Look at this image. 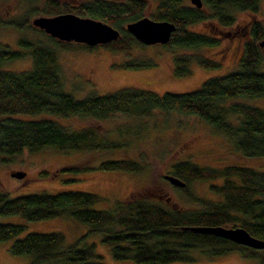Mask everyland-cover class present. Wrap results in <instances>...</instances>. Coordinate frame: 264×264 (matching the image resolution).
Returning <instances> with one entry per match:
<instances>
[{
	"label": "trees",
	"instance_id": "16d2710c",
	"mask_svg": "<svg viewBox=\"0 0 264 264\" xmlns=\"http://www.w3.org/2000/svg\"><path fill=\"white\" fill-rule=\"evenodd\" d=\"M201 1L202 6L197 8L189 0H88L75 7L45 0L43 9L37 12L38 15L74 12L105 21L119 30V36L97 45L122 53L144 45L124 26L149 9L150 18L168 20L176 26L169 40L162 44L171 52V69L176 76L190 74L192 62L208 68L220 65V59L190 53L189 49L218 45L221 38H231L237 32L246 38L236 58V69L207 77L191 91L160 94L125 86L101 94L91 91L76 98L63 90L58 50L73 45L90 49L96 45L66 42L50 36L29 19L30 12H36L34 8L26 10L20 19L0 17V26H10L19 32L18 47L11 48L0 42V153L13 155L24 148L35 151L46 146L112 152L132 141L128 135L135 128L127 126L99 132L93 125L73 127L59 119L77 115L101 120L115 113L143 117L157 110L195 115L222 133L233 150L244 158L264 157V108L244 100L264 98V49L258 40L264 38V22L252 18L247 26L238 29L234 15L235 10L255 14L261 0ZM196 22H208L214 33L190 29V24ZM175 49L183 51L175 52ZM28 55L30 68L21 71L4 68L6 63ZM124 65L149 66L154 62L148 59ZM41 113L56 118L25 116ZM141 125L136 132L146 130V126ZM142 167L137 159L114 157L104 158L96 166L72 163L62 169L137 173ZM167 173L185 182L180 188L200 204L199 208H180L170 204L169 197L159 194L148 197L134 189L108 208L98 207L103 196L81 190L39 191L14 197L0 192V215L15 214L27 220L65 216L88 227L84 234L67 243L63 233L58 231L23 233L21 223L0 222V241L15 237L9 250L15 255H29L28 264H106L95 250V242L87 240L92 234L109 245L113 258L137 264L194 262L200 257L213 259L231 251L264 264V248L255 249L187 228L241 226L264 240V169L248 164L202 166L185 158L173 162ZM161 179L168 181L163 176ZM194 179L214 181L209 187L218 198L204 199L187 191L188 182Z\"/></svg>",
	"mask_w": 264,
	"mask_h": 264
},
{
	"label": "rangeland",
	"instance_id": "374dc122",
	"mask_svg": "<svg viewBox=\"0 0 264 264\" xmlns=\"http://www.w3.org/2000/svg\"><path fill=\"white\" fill-rule=\"evenodd\" d=\"M60 5L75 7L88 0H55ZM45 0H0L1 19H20L28 9L29 19L37 16L44 7ZM145 11L144 15H149ZM40 14H42L40 12ZM236 28L242 29L250 20L264 22V0L259 3L255 14L235 10ZM190 29L201 33H214L208 22L190 24ZM19 32L10 26H0V42L11 48L18 47ZM234 34L231 38H221L218 45L202 46L189 49L190 53L212 56L220 59V65L214 68L202 67L195 62L190 64L191 73L176 76L171 69V52L161 43L134 46L127 52H112L101 45L85 48L73 45L58 50V63L62 74V87L76 98H82L94 91L98 94L115 91L118 88L132 86L155 93L185 92L196 89L207 77L221 76L237 68V56L242 49L245 37ZM259 41L264 38L258 39ZM77 43V42H75ZM264 49V44L260 46ZM183 49H175L181 52ZM221 54V57L219 56ZM151 59L154 65L126 66L125 62H142ZM31 67V58L8 62L4 68L15 71ZM264 108V98L244 99ZM26 117H51V114L25 115ZM59 119V118H58ZM60 121L73 127L93 125L99 132L121 127L137 129L139 125L146 130L132 131L128 139L132 140L112 152H89L81 149H59L54 146L9 155L0 153V192H6L14 197L22 194L45 191L55 193L67 190H81L97 193L104 197L98 207L108 208L116 200L127 196L134 189L148 197H169L174 206L195 209L200 204L192 199L179 186H172L161 179L173 162L188 158L205 166L219 167L226 164H248L264 169V157L246 159L233 150L228 139L208 123L195 115H184L174 111H154L151 116L137 117L115 113L104 119L96 120L88 117L70 115L60 118ZM118 140V139H114ZM125 141L126 139H122ZM134 158L143 165L137 172L122 170L89 169L82 171L64 170L62 167L72 163H86L96 166L104 158ZM23 170L22 177L11 173ZM214 181L194 179L188 182L187 191L204 199H217V194L209 185ZM162 201V200H161ZM171 204V203H170ZM0 222L21 223L24 232L63 233L67 243L73 242L84 234L88 227L72 217L57 216L48 219L27 220L20 215H0ZM15 237L0 241V264H28L30 256L15 255L9 250ZM95 242V250L101 254L106 264H137L131 260L113 258L109 245L100 241L98 235L87 237ZM169 264H258L256 259L244 257L236 251H231L213 259H200L194 262L172 261Z\"/></svg>",
	"mask_w": 264,
	"mask_h": 264
},
{
	"label": "water",
	"instance_id": "95a60500",
	"mask_svg": "<svg viewBox=\"0 0 264 264\" xmlns=\"http://www.w3.org/2000/svg\"><path fill=\"white\" fill-rule=\"evenodd\" d=\"M197 8L201 0H189ZM32 24L50 36L66 42L83 43L89 46L104 44L117 39L119 30L109 23L74 12H60L54 15H38L32 18ZM125 29L143 44L166 43L176 26L168 20H155L143 15L125 23ZM264 40L259 41L262 46ZM22 177L25 172L16 170L11 173ZM163 177L172 185L183 187L185 182L177 176L165 173ZM194 231L211 233L229 239L238 244L255 249L264 248V240L251 235L241 226L200 225L188 226Z\"/></svg>",
	"mask_w": 264,
	"mask_h": 264
}]
</instances>
